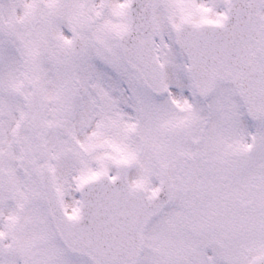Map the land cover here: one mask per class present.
I'll return each mask as SVG.
<instances>
[{"label":"snow or ice","instance_id":"1","mask_svg":"<svg viewBox=\"0 0 264 264\" xmlns=\"http://www.w3.org/2000/svg\"><path fill=\"white\" fill-rule=\"evenodd\" d=\"M0 264H264V0H0Z\"/></svg>","mask_w":264,"mask_h":264}]
</instances>
